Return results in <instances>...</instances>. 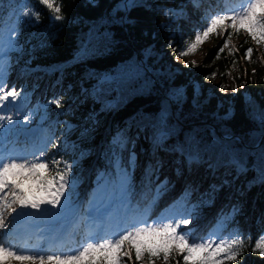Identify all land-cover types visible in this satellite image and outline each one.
Listing matches in <instances>:
<instances>
[{
    "label": "trees",
    "instance_id": "obj_1",
    "mask_svg": "<svg viewBox=\"0 0 264 264\" xmlns=\"http://www.w3.org/2000/svg\"><path fill=\"white\" fill-rule=\"evenodd\" d=\"M193 1L134 0L136 6L125 10L123 0H55L64 17L56 21L39 0H0V42L8 26L19 19L21 44L13 52L16 69L24 70L19 94L38 112L39 128L49 131L47 161L72 164L68 180L78 193H86L100 171L114 183L128 174L131 205L144 206L147 212L154 206L148 186H154L161 170L154 162L150 174L141 166L129 167L131 152L117 138L124 131L130 139L138 138L147 153L145 162L156 159L161 150L167 158L176 155L192 161L190 172L196 171L205 182L218 180L219 187L207 185L187 204L207 213L197 235L216 228L221 207L231 205L233 213L222 231L244 239V264H264V258L252 252L264 235L260 172L264 129L259 123L264 83L251 79L250 91L246 96L239 93L231 111L216 94L196 91L194 80L170 65L169 51L192 40L208 13L224 14L230 0H195L194 19L187 11ZM26 5L39 11L38 21L21 15ZM239 35L245 46L255 42L243 31ZM211 51L200 74L212 71L226 78L234 57L224 51L217 58L216 48ZM54 99L61 101L60 107L52 103ZM161 169L166 170L165 163ZM226 178L233 180L227 184ZM239 181L246 183L242 191ZM213 195L220 198L216 206L211 203ZM79 241L45 243L44 250L78 247ZM104 255L97 252L96 261ZM168 264L184 260L175 254Z\"/></svg>",
    "mask_w": 264,
    "mask_h": 264
},
{
    "label": "rangeland",
    "instance_id": "obj_2",
    "mask_svg": "<svg viewBox=\"0 0 264 264\" xmlns=\"http://www.w3.org/2000/svg\"><path fill=\"white\" fill-rule=\"evenodd\" d=\"M245 2L246 1L236 2L234 4L231 3L229 9L240 10L244 6ZM187 11L190 13L189 18H196L198 13L196 10L195 0L190 4ZM257 11L259 12L260 9H257ZM214 14L216 13L213 11L212 13H208V16ZM224 14H227V12ZM209 23L210 19H206V23L197 32L203 31ZM225 23H230V21H226ZM229 34L231 35L229 36ZM20 35L21 27L18 19L17 21H13L8 26L3 35V41L0 43V65L3 66L0 68V73H2V78L5 81V90H10L14 87L17 91L19 86L21 87L23 83L22 75L24 70L16 69L13 58V52L20 49ZM194 38L187 41L183 48L175 46L174 51H169L168 58L171 66L184 72L190 80H194L196 91L200 92L202 90H206L207 92L216 94L219 99L225 103L231 111H233L235 109V102L238 99L239 93L246 96L250 91L249 86L251 79L255 80L260 78L264 83V60H261V57H264V47L261 45L253 42L249 46H245L242 42V39H244L242 36L233 32L231 28H222L218 29L217 32L210 34L208 37L203 38L199 47L193 50L191 54L179 56V52L186 50V46L192 43ZM17 41L19 42V46H16L15 42ZM225 41L229 42V46L224 51L229 56H233V60L235 59L232 68L228 72V76L223 78L212 71H206L204 74H200L201 68L207 67L205 60L211 55L213 47H215L218 52L219 48L225 43ZM247 48L253 49L251 62H249L248 59H244V54ZM193 62L195 63L193 64ZM253 69H255V74H253ZM258 69L261 70L257 72ZM4 109L5 110L0 111V115H12L13 124H16L17 117L21 118V122L16 128H14L11 132H6L4 134V137L9 141L8 145H13L20 140L28 141L30 145L34 146L38 150L39 155L41 150L46 147V151L43 155L46 156L50 147V134L47 128H44L41 131H39V128H36L39 115L33 109V105L23 100L22 95H19V98L14 102V104L8 103ZM25 117L28 118L27 124L23 123V118ZM3 126L4 128H8V122H3ZM4 137L2 139H4ZM117 138L123 142V147L127 150L129 149L131 152L127 157V162L132 170L141 166L142 168H140L142 170L147 169V173L150 174L151 170H149V167L152 166L153 162L154 164H157L156 169L161 170L160 174L155 176L154 186H148V190L152 195L151 200L156 201L154 206H152L147 212L145 211L144 206L139 208L136 203L131 205L132 199L130 198L129 191L131 178L128 174L126 175V178L120 177L119 181L114 183L109 179L108 174H105L104 171H100L96 177V182H92L95 180L92 179V181L89 182V190L86 193L81 194L80 192L78 193L79 190L75 188V185L70 180L66 197L62 201L61 207L52 208L50 206H42V211L39 212L32 209L17 210L18 212L30 213L33 219L36 222L41 223L43 226L41 232L42 234H39L41 239H39V241L32 246L31 250L28 249L27 251H43L44 247L41 241L48 240L47 237L49 236L50 231H52L53 235L57 234L59 227L64 225L66 222L73 220L77 213L81 214V219L84 222H88L86 219L88 218V214L85 215V212L87 211L89 214L92 212V215L95 216L106 215L109 218V224L106 226L105 230V232H107L106 235H108L109 238H113L115 235L121 234L124 229H127L140 221H145L146 219L139 220V218H143L145 216L148 217L147 219H150L151 217L153 218L152 221L150 220L147 222L148 224H151L153 221H161L162 218V222H168L167 218L170 216L185 215L190 216L192 222L186 229L181 227L180 231L184 232L187 230L190 233V240L195 239L200 241L209 237L212 239L230 238L226 232L222 231V228L227 225L228 219L233 213V207H231V205L228 208H226V206L221 207L222 210L220 211L216 228L210 227L200 235H197V231H199L198 228L201 225L202 220L206 218L207 213L203 214V212H200V207L188 208L187 206L189 201H191V198L196 197L200 193L202 194L203 191L207 189V185H209V187H219L221 183H218V180L210 179L205 182L203 177L195 175L196 171L192 170L190 172L192 169L190 163L192 161L187 159L182 160L181 156L176 158V155L175 158L171 156L169 159L165 157L163 151L161 152V150L158 151L159 153L156 156L158 159H151L150 162H145L144 155L147 153L140 147L137 140L138 138L130 139L124 131L119 132L117 134ZM2 139H0V142ZM10 141H12V143ZM162 163H165L166 165L165 171L161 169ZM24 175L27 176V172H25ZM232 180L233 179L226 178L225 182L230 184ZM15 181L19 183L26 192L35 193L37 196L44 195L43 192L36 191L37 184L33 179L16 177ZM239 185L242 191L246 183L245 181H239ZM219 202L220 198L213 195V199L211 201L213 206L218 205ZM226 209H228L229 212H225ZM14 215L15 214L6 218V222L9 224V229L0 230V240L5 241L7 244H9L11 240L9 230L13 225L12 217ZM91 220L92 219H90V221ZM90 224L92 225L88 231L89 235H86L87 239L85 238L86 236L82 237V241H80V249L93 239L99 240L105 237V235H101L103 231L100 230V224ZM83 229L85 231L84 227ZM11 245H13L15 249H19L20 246L17 243H11ZM43 252L45 254L56 253ZM56 254H58V252ZM95 254L96 253L93 254L94 257ZM177 254L183 258V253ZM4 259L8 258L5 257ZM85 259H88V257ZM123 259L124 264H139V262L135 260L134 252L131 260H129L128 257H124ZM245 259L246 256H239L236 264H244ZM109 263L111 264V261H109ZM12 264H20V262L13 261ZM153 264H165V262L163 259H159L154 260ZM225 264H228V262L226 261Z\"/></svg>",
    "mask_w": 264,
    "mask_h": 264
},
{
    "label": "snow or ice",
    "instance_id": "obj_3",
    "mask_svg": "<svg viewBox=\"0 0 264 264\" xmlns=\"http://www.w3.org/2000/svg\"><path fill=\"white\" fill-rule=\"evenodd\" d=\"M39 3L54 13V20L64 19L61 15V7L55 3V0H39ZM135 6L134 0H126L122 5L125 10ZM257 9L260 11L258 12ZM169 11L171 10H167L166 14ZM226 12L227 14L216 13L206 17L210 19V23L203 31L196 33L194 41L186 46V50L180 51L179 56L191 54L199 47L203 38L222 28H231L237 34L243 31L256 44L264 47V0H247L246 7H242L240 10L228 9ZM21 15L27 19L34 18L38 21L40 13L26 5V10H22ZM226 21H230V23L226 24ZM15 43L16 46H19L18 41ZM228 46L229 42L225 41L217 52V58ZM252 53L253 49L247 48L244 59L251 62ZM261 60H264V57H261ZM2 67L0 65V68ZM253 74H255V69H253ZM19 95L14 87L5 90V81L0 73V109L6 107L8 103L14 104ZM52 103L57 107L61 105L59 99H54ZM5 121L8 122V128L3 126ZM12 122V115H0V139L6 132H11L17 127L21 118H16V124ZM23 123H28L27 117L23 118ZM259 123L264 129V108L260 110ZM161 139L162 136L157 137L158 141ZM49 143L52 142L49 141ZM52 146L56 147L54 143ZM45 151L46 147L41 150L40 156L37 157L33 154L34 158L31 161L26 157L15 154L5 155L3 151H0V230L9 229V224L6 222L8 216L24 215L23 212H18V209H32L39 212L42 211V206L61 207L62 201L66 197L72 164L61 160H52L49 163L42 159ZM61 164H63V168H61ZM25 172H27V176L24 175ZM260 172L264 177V132L261 136ZM16 177L33 179L37 184L36 191L43 192L44 195L37 196L35 193L26 192L15 181ZM162 220L153 221L151 224L146 221L139 222L124 229L121 234L115 235L113 238L93 239L72 254L22 251L0 240V264H12L13 261H19L20 264H109V261L111 264H124L123 258L128 257L131 260L133 252L135 260L139 264H153L154 260L159 259H163L165 264H168L170 256L177 253L184 254V264H225L226 261L228 264H236L238 257L243 254L246 248L242 237L218 239L209 237L200 241L190 240V233L187 230L180 231L181 227L186 229L192 222L188 215L170 216L167 218L168 222H162ZM97 252L105 253L98 262L93 256ZM252 252L264 258V235L256 240ZM5 257L8 259H4ZM86 257H88L87 260Z\"/></svg>",
    "mask_w": 264,
    "mask_h": 264
},
{
    "label": "bare ground",
    "instance_id": "obj_4",
    "mask_svg": "<svg viewBox=\"0 0 264 264\" xmlns=\"http://www.w3.org/2000/svg\"><path fill=\"white\" fill-rule=\"evenodd\" d=\"M11 241V240H10Z\"/></svg>",
    "mask_w": 264,
    "mask_h": 264
}]
</instances>
